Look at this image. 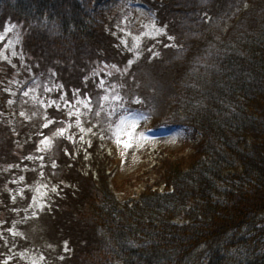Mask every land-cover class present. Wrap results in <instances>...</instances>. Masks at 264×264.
I'll list each match as a JSON object with an SVG mask.
<instances>
[{"label": "trees", "instance_id": "trees-1", "mask_svg": "<svg viewBox=\"0 0 264 264\" xmlns=\"http://www.w3.org/2000/svg\"><path fill=\"white\" fill-rule=\"evenodd\" d=\"M0 1V32L19 30L29 74L52 81L63 102L96 94L98 67L132 65L106 12L92 10L95 0ZM141 1L167 36L155 55L146 51L153 42L145 45L130 74L150 70L171 85L159 126L190 133L191 146L158 154L142 175L145 188L121 201L107 151L93 144L75 153L70 141L55 139L50 161L60 176L45 207L44 242L68 253L48 264H264V0ZM15 63L0 62L7 224L11 209L29 208L32 193L24 190L25 200L17 196L7 208L11 170L21 173L17 167L30 164L59 124L54 107L46 127L8 123Z\"/></svg>", "mask_w": 264, "mask_h": 264}, {"label": "rangeland", "instance_id": "rangeland-1", "mask_svg": "<svg viewBox=\"0 0 264 264\" xmlns=\"http://www.w3.org/2000/svg\"><path fill=\"white\" fill-rule=\"evenodd\" d=\"M92 9L107 11L109 27L112 26L120 45L131 55L132 65L142 57L145 43L152 41L154 44L146 51L156 54L155 44L164 38L166 31L141 0H95ZM19 45L18 29L7 27L0 32V62L20 61L18 65L15 63L16 72L6 86L8 123L46 127L54 120H49L47 111L54 107L52 115L59 118V124L52 137L44 139L38 152L29 158L30 164L18 166L21 173L11 170L8 176L6 188L11 206L7 208L15 205L17 196L25 200L24 190L32 193L29 208L11 209L10 224L5 222L9 213L0 214L3 243L0 255L6 264H46L47 253L58 256L64 252V247L48 248L44 242L45 205L60 176L50 161L55 139L63 137L70 141L75 153L93 144H97L100 151H107L111 158L110 169H114L112 188L122 201L136 198L145 188L142 175L149 165L153 167L158 154L176 155L188 151L192 136L183 130L159 126L173 89L152 71H145L142 76L130 74L131 62L123 67L100 66L95 71L98 81L93 92L96 94L63 102L65 96L52 81L43 83L31 77L29 63L24 61ZM29 171L32 176L27 177Z\"/></svg>", "mask_w": 264, "mask_h": 264}]
</instances>
